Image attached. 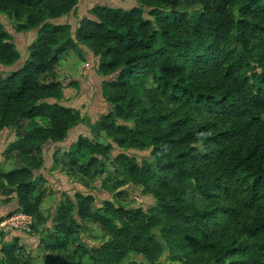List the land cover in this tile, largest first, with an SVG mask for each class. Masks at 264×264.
<instances>
[{
    "label": "trees",
    "instance_id": "1",
    "mask_svg": "<svg viewBox=\"0 0 264 264\" xmlns=\"http://www.w3.org/2000/svg\"><path fill=\"white\" fill-rule=\"evenodd\" d=\"M138 1L129 9L91 7L73 39L67 25L47 19L77 0H0V12L24 19L21 30L40 26L21 66L0 70V131L19 127L5 150L13 167L0 170V195L37 214L44 145L62 141L79 119L44 99L60 96V59L81 42L99 58L114 102L113 118L97 125L119 146L151 147L141 162L116 156L115 184L137 185L155 202L149 210L110 201L92 210L91 196L67 197L46 245L53 255L42 264H163L165 251L177 264H264V0ZM18 59L0 21V64ZM147 76L153 87L144 84ZM121 115L129 125L115 123ZM37 118L44 124L23 128ZM80 146L89 156H70L68 169L101 173L90 167L107 147L88 138ZM74 214L93 219L106 239L71 244ZM20 249L4 243L0 254L10 264H36Z\"/></svg>",
    "mask_w": 264,
    "mask_h": 264
},
{
    "label": "rangeland",
    "instance_id": "2",
    "mask_svg": "<svg viewBox=\"0 0 264 264\" xmlns=\"http://www.w3.org/2000/svg\"><path fill=\"white\" fill-rule=\"evenodd\" d=\"M100 4L123 9L140 6L138 0H77L68 12L47 20L51 23L67 25L65 36L74 39L79 19L87 16L91 7ZM143 16L151 18L149 8L143 7ZM0 21L11 34L19 52V59L13 65L4 66L0 64V70L19 68L27 58L28 46L36 39L40 26L27 31L21 30L19 26L24 19L16 18L5 12H0ZM63 37H60V40ZM77 48L66 53L60 59L62 80L60 96L44 99V101L57 102L74 109L78 113L79 119L67 131L62 141L48 142L44 145V165L35 172V175H40L42 178L38 181L39 186L44 188L40 199L34 198L38 202L37 214L28 216L18 211L13 197L0 195V248L4 243L16 242L21 246L18 251L19 256L25 258L29 254L33 263L36 264H42L44 257L53 255V250L46 245L54 239L52 234L57 233L53 220L57 215L59 205L66 202L67 197L76 203L78 196H91L92 210L103 206L107 201L112 202L115 206L121 205L149 210L155 202L151 194L144 193L141 187L137 185L130 182L123 185L115 184V178L119 176L115 170L118 164L115 159L116 156L125 155L141 162L144 157L149 156L151 147L119 146L112 133L100 129L97 125L99 120L107 114L112 118L114 116V102L110 97L111 91L104 90L103 87V82L108 77L100 73L98 69L99 58L89 46L79 42ZM144 84L148 87L154 86L148 76L144 79ZM114 120L120 126L130 123L123 115L116 116ZM33 124L42 125L44 121L37 118L33 122L24 123L23 128H28ZM17 128L19 127L6 128L0 131V170H9L13 167V158H8L5 155V150L13 141L18 139ZM81 138H88L92 142L107 147V149H99L94 153L93 156L97 158V161L90 167V170L101 167L103 170L101 173L84 175L79 173L77 168L68 169L69 166L65 164L70 156L78 157L81 161L89 156L90 153L86 147H78V141ZM74 209L76 212V208ZM15 215L19 218L17 219ZM74 217L77 224L74 223V226L70 227L73 230L71 244L79 242L92 247L106 239L101 235L99 226L93 219L89 217L81 219L75 214ZM7 221L13 225L4 223ZM67 244L70 245L69 242ZM160 261L163 264H177L176 261L168 257L166 251L160 257ZM0 264L10 263L0 254Z\"/></svg>",
    "mask_w": 264,
    "mask_h": 264
},
{
    "label": "built area",
    "instance_id": "3",
    "mask_svg": "<svg viewBox=\"0 0 264 264\" xmlns=\"http://www.w3.org/2000/svg\"><path fill=\"white\" fill-rule=\"evenodd\" d=\"M18 215H21V216H22L23 214H18ZM23 216H25V215H23ZM15 217H16L17 219L19 218V216H17V215H15ZM12 218H13V217H12ZM22 218H25V217H22ZM4 223H9V225H13L11 222H8V221H7V222H4Z\"/></svg>",
    "mask_w": 264,
    "mask_h": 264
}]
</instances>
